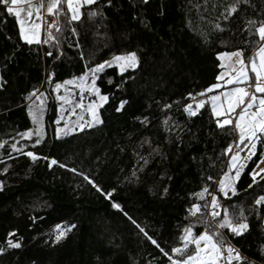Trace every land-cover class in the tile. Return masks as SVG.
<instances>
[{"label": "trees", "instance_id": "1", "mask_svg": "<svg viewBox=\"0 0 264 264\" xmlns=\"http://www.w3.org/2000/svg\"><path fill=\"white\" fill-rule=\"evenodd\" d=\"M236 3L96 0L81 7L79 20L69 23L61 14L63 31L55 29L49 44L24 42L15 17L0 5V264H171L140 228L179 259L171 249L181 246L192 221L188 209L204 203L195 194L206 186L235 222L249 225L241 236L224 230L243 257L233 264H264V202L255 203L264 196V179L253 184L250 175L264 157V141L256 142V154L234 182L236 194L225 199L217 181L235 128L219 127L221 118L208 103L195 116L185 111L187 104L196 110L198 93L239 67L236 58L221 54L242 50L246 62L263 43L256 29L264 21V0H240L225 19ZM129 52L138 56L135 69L121 74L110 66L97 76V87L108 96L99 109L101 122L56 136L52 86ZM34 90L45 101L44 133L36 146L29 112L35 96L28 98ZM29 130L31 139L22 138ZM28 151L40 159L33 162L23 154ZM52 159L58 163L49 167ZM109 192L110 198L103 194ZM57 224L75 227L56 241ZM202 231L200 225L194 229ZM9 239L21 246L10 247Z\"/></svg>", "mask_w": 264, "mask_h": 264}, {"label": "snow or ice", "instance_id": "2", "mask_svg": "<svg viewBox=\"0 0 264 264\" xmlns=\"http://www.w3.org/2000/svg\"><path fill=\"white\" fill-rule=\"evenodd\" d=\"M111 0H109V3ZM247 3V0H244ZM96 3V0H48L47 3V13L55 17L50 24H48V28L55 27L57 32H62L63 29L60 26L59 17L64 12L63 6L66 5L67 15L70 13L69 23L71 21H76L81 18V7L83 5H93ZM240 0H237V3L234 5H230L227 9V15H225V19L228 16H231L234 12L237 11ZM0 5H3L6 12L8 14H14L17 18V21L20 25V36L27 43L31 44L33 41L36 43H40L39 39V29L41 27L40 24L35 23L31 20L33 16V9H35V14L37 19L41 17L40 9L44 6L41 3H34L33 0H0ZM17 5H27L24 7H16ZM22 13L25 15L22 17ZM89 16L97 15L96 12L90 11L88 13ZM256 23L254 21H249V24ZM28 25V32L31 33L29 35L25 32V25ZM219 27V25L217 26ZM74 32L75 29H72ZM256 31L259 35V40L264 42V21L259 22V26ZM49 38L55 39V36L49 32ZM44 43H49L48 39L43 41ZM259 56V64H257L254 57L248 58V63L250 64V72L254 74V76L249 75V71L246 70L245 60L243 59V51L237 50L233 52H225L221 54L224 57H233L236 58V64L239 67L233 65V71L235 72L234 76H230L229 79L225 81L228 85H233L227 91H222L217 95H212L208 97V100L211 102L212 111L216 116H225L223 121H217L219 127L223 128L225 125L232 124L233 121L228 118V114H235L237 119L234 123V128L238 133V143L234 141L233 144H229L225 149V153L231 152L233 147L237 149L240 148V144H245L248 148L249 153L251 155L244 157V159H251L252 155H255V149L257 147L256 141H264V43H261L258 52ZM47 55H52L51 52L47 53ZM139 63L138 56L135 52H129L125 55L115 56L112 61H105L103 64H98L95 68L89 69L83 76L79 78H74L73 81H65L64 84L74 83L75 79H79L80 81H84L89 73L92 76V85L89 89L90 92H94L96 97H98V102L93 100L89 103L87 110L91 113V116L95 123H100L99 115L97 109L103 105V103L108 101V96L101 94V91L98 87H96V79L97 74L101 73L105 69V65L112 66V64H116L119 68L121 74H123L128 68L135 69ZM222 76H217V80H221ZM51 79V77H49ZM244 86H240V85ZM62 85L60 83L55 84V91H59ZM119 87V85L117 86ZM221 85L219 83H214L209 86L205 90V92H212L213 89L220 88ZM205 92L198 93L200 96H204ZM38 90H34L29 94V99L33 96L36 99H41L43 93L37 95ZM189 96L195 100V97L189 93ZM58 99H64V97H58ZM35 103V102H33ZM126 101L120 102V107L117 108V111H120ZM43 101L41 100V105ZM205 104V100L201 99L196 104V110H193L191 104L185 105V111L189 113L190 116H195L197 114V110L202 108ZM82 106V105H77ZM165 107H170L166 105ZM239 108L240 111L237 113L236 109ZM37 111L40 112L39 115L33 114L32 105L29 106L30 115L33 116V120L35 123H39L40 119H42V112L40 108H37ZM87 127H91L92 124L88 123ZM85 127L84 124L80 125V128L83 129ZM32 131L21 134L22 138L31 139ZM37 139L35 140L36 145H40L42 142V136L39 133H36ZM0 147H3V144L0 143ZM12 149L15 151H21V149L17 148L16 144H13ZM242 150V149H241ZM28 157H31L32 161L40 159V157L32 151H28L23 153ZM11 158V157H9ZM44 159H48V157H44ZM240 159L239 152L237 151L234 155H232L231 160L228 163L229 172L224 173V177L220 178L217 183L219 185V192L223 194L225 199L229 198V191H231L232 195H235L237 189L233 187L235 181H238L241 177V171L244 168V164H240L237 166V161ZM58 162L55 159H52L49 163V167L57 164ZM60 167H65V165L61 164ZM235 169V174L229 175V173ZM7 171V169H5ZM75 171V169H72ZM261 173H264V169L260 170ZM81 175H83L81 173ZM252 176V183H257V177L260 176V173L252 172L250 173ZM86 180H89V183H92L94 187H96L97 191L103 192L99 186L95 185L93 181H91L87 176L84 177ZM264 179V176L260 177ZM209 180L212 177H208ZM248 187H252V184H249ZM0 188H2V184H0ZM114 191V190H113ZM167 189H165V192ZM205 193H207L211 200L208 201L205 199ZM107 197H111L112 193H103ZM200 200H203L204 203H196L193 204L188 209L189 217L192 218V221L184 227L183 234L181 235V246L173 247L171 251L179 255V259H173L169 256V253L162 248L159 243L153 239L151 236H148V233L145 232L143 228H140V231L144 233L148 240L151 241L153 245L160 249V251L169 258L171 264H233V261H241L243 257H241L239 250H237L230 241H228L227 237L224 235V229L230 231L234 236H241L244 231H246L249 227L246 220L236 223L234 218L229 214L227 208H223L219 202L217 195L209 193L207 186L201 190L200 193L195 194ZM264 202V196H260L255 203L261 204ZM116 209H121V205L119 203H113L112 205ZM122 210V209H121ZM223 213L222 218L221 214ZM127 215V213H125ZM240 216L243 217V212L241 211ZM131 219V217H129ZM132 223H136L134 220ZM197 225L203 227L204 231L199 234H195L194 229ZM75 225L62 227L60 224L55 226V230L57 234L55 235V240L60 241L68 231H71ZM139 227V225H137ZM13 233H9V236H13ZM10 247L19 248L21 245L19 242L13 243L11 239L7 241ZM3 249H0L2 252Z\"/></svg>", "mask_w": 264, "mask_h": 264}, {"label": "rangeland", "instance_id": "3", "mask_svg": "<svg viewBox=\"0 0 264 264\" xmlns=\"http://www.w3.org/2000/svg\"><path fill=\"white\" fill-rule=\"evenodd\" d=\"M64 17L66 19H69L66 16H64ZM257 52H258V49L250 57H254L257 64H259V56H258ZM120 55H125V54H118L115 56H120ZM115 56H113V57H115ZM113 57L106 60V61H112ZM104 62H101L100 64H103ZM245 64H246V70L249 71V75L254 76V74L250 72V64L248 63V60L245 62ZM112 66L117 67L116 64H112ZM95 67H93V68H95ZM106 67H109V66L105 65V68ZM128 69H132V68H128ZM118 70H119V68H118ZM98 75H99V73L97 74V76ZM234 75H235V73L229 75L227 78L223 77V80H221L219 83L221 85L220 88L213 89L212 92H207L204 96H202L199 99V100H201V99L205 100V103H208L210 105L212 113H213L212 105H211V102L208 100V97L212 96V95H217L222 91H227L230 87H232L233 85H228L225 83V81L227 79H229L230 76H234ZM73 80H74V78H71V79L66 80V81H73ZM55 84L52 86V92H53V95H54V97L58 103V105H57V118L55 121L56 122L55 123V135L56 136H64V135L79 131V130H81V128H80L81 124H84L85 127H87L86 125L88 123H91L92 126L98 124V123H95V121L93 120V118L91 116V113L87 110L88 105L91 101L96 100L98 102V97H96L95 93L89 91V89L91 88V85H92L91 73L88 74V76L86 77V79L84 81H80L79 79H75L74 83H70L67 85H65L64 82L60 83L62 85V87L58 92L54 90ZM240 86H244V85L242 84ZM96 87H97V85H96ZM58 97H64V99H58ZM41 100L43 101L42 105H41ZM199 100H197V102ZM33 102H35V103H33ZM33 102H32V105H34V108H32L33 114L39 115L40 112L37 111V108L39 107L40 111L43 112L45 109V101L42 98L36 99V97H35ZM197 102H196V104H197ZM77 105H82V106H77ZM99 109H100V107L97 109L98 115H99ZM239 111H240V109L237 108L236 112L238 113ZM216 117H218V116H216ZM219 118H221L220 121H223L225 119V116H219ZM228 118H230L233 121V123L229 124V125H232L234 127L235 120L237 119L236 115L235 114H228ZM32 119H33V116H32ZM99 119H100V116H99ZM32 131L34 134L39 133L40 136L43 135V133H44L43 115H42V119H40V122L35 123L34 130H32ZM235 142L236 143L239 142L237 131H236ZM246 143L247 142H245V144ZM245 144H240L239 149H237L234 145L233 150L231 152L227 153L226 160H228V163L231 160L232 155H234L238 151L240 159L237 161V166H239L240 164H244V168H245L247 162L250 159H244V157L251 155V153H249L248 148L245 146ZM254 151L256 152V149ZM252 157H253V155H252ZM228 163L224 169V172L221 174L220 178L224 177V173L229 172ZM244 168H243V170H244ZM261 169H264V157L257 164V166L255 167L253 172L260 173V176H264V173L260 172ZM242 171H241V173H242ZM234 174H235V169H233L229 173V175H233V176H234ZM233 186H234V184H233ZM217 187L219 188L218 184H217ZM229 194H231V191H229ZM210 200H211V197H209V201ZM237 217H238V215H237ZM234 220H235V218H234ZM236 223H240V222H236ZM263 224H264V219H263ZM224 230H227V229H224ZM228 232H230V231H228ZM225 233L226 232L224 231V235H225Z\"/></svg>", "mask_w": 264, "mask_h": 264}, {"label": "crops", "instance_id": "4", "mask_svg": "<svg viewBox=\"0 0 264 264\" xmlns=\"http://www.w3.org/2000/svg\"><path fill=\"white\" fill-rule=\"evenodd\" d=\"M34 3H41L43 4L44 6L40 9V13H41V17L39 19H37L36 17V14H35V9H33V16L31 17V20L34 21L35 23H38L41 25L40 29H39V39H40V43H37V44H43V41L45 39V35L43 34V30H42V17L45 16V15H49L47 13V3H48V0H33ZM84 6V5H83ZM16 7H24L26 8L27 5H17ZM64 8V12L62 13L63 15H65L64 13H67V7L66 5L63 6ZM14 17L15 15L12 14ZM22 17L25 15L24 13L21 14ZM67 17L70 18V13L67 14ZM16 21H17V18L15 17ZM17 25H18V29H19V35H20V25L17 21ZM25 32L28 33L29 35H31L30 32H28V25L26 24L25 25ZM21 37V36H20ZM22 39V38H21ZM24 42H26L24 39H22ZM27 43V42H26ZM33 43H36L35 41H33Z\"/></svg>", "mask_w": 264, "mask_h": 264}, {"label": "built area", "instance_id": "5", "mask_svg": "<svg viewBox=\"0 0 264 264\" xmlns=\"http://www.w3.org/2000/svg\"><path fill=\"white\" fill-rule=\"evenodd\" d=\"M64 16L67 17V15H64ZM53 19H55V17L52 16V15H45V16L42 17V30H43V34L45 35V39H48L49 40V43H51L52 40H53V39H50L49 38V32H51L53 34V31H54L55 27L48 28V24H50ZM49 43H44L43 42V44H49ZM191 101H193V99H191Z\"/></svg>", "mask_w": 264, "mask_h": 264}]
</instances>
